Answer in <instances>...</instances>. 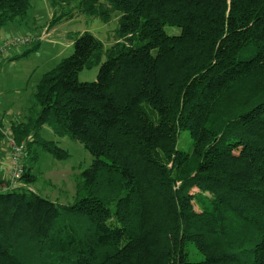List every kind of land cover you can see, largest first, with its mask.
Segmentation results:
<instances>
[{
    "label": "trees",
    "instance_id": "obj_1",
    "mask_svg": "<svg viewBox=\"0 0 264 264\" xmlns=\"http://www.w3.org/2000/svg\"><path fill=\"white\" fill-rule=\"evenodd\" d=\"M48 1L50 26L119 17L106 48L75 35L10 124L23 156L67 158L46 125L92 159L71 203L0 190V264H264V0ZM29 8L0 0V28Z\"/></svg>",
    "mask_w": 264,
    "mask_h": 264
},
{
    "label": "rangeland",
    "instance_id": "obj_2",
    "mask_svg": "<svg viewBox=\"0 0 264 264\" xmlns=\"http://www.w3.org/2000/svg\"><path fill=\"white\" fill-rule=\"evenodd\" d=\"M63 9L67 10L68 8L63 7ZM61 10L62 8L52 7L48 0H30L27 15L19 25L24 31H28L27 34L34 39L31 44L36 41L40 44L26 57L12 61L14 63H10L6 56L13 49L19 52L30 45L12 47L0 54V107L6 113L5 119L10 120L15 116L16 122H20L23 115L25 118L29 115L34 117V109H31V106L35 84L44 71L54 66L61 58L72 53V39L75 35L86 30L97 37L103 43L104 48L111 44L119 17L117 13L110 14L109 20L102 22L97 18L82 16L73 8L74 15L77 16L68 20H60L53 26L48 25L52 15H57ZM10 24H17V22L0 28V43L11 37L12 32V36L18 35L14 34ZM166 30L171 32L175 31V28L168 26ZM97 71L98 67L82 69L78 73V81H95ZM0 125L4 126L5 124L0 121ZM40 134L41 138L45 140L55 141L68 153V156L62 160L55 159L34 143L31 149L29 148L28 155L23 156L22 163L23 166L29 167L35 180L31 184L19 181L17 186L27 187L37 194L61 204L71 203L75 196L78 175L82 169L90 165L92 157L79 142L66 136L54 135L46 125L40 129ZM0 139V152L4 156L8 144L3 135ZM29 155L35 158L31 159ZM7 185L6 181L4 189Z\"/></svg>",
    "mask_w": 264,
    "mask_h": 264
},
{
    "label": "built area",
    "instance_id": "obj_3",
    "mask_svg": "<svg viewBox=\"0 0 264 264\" xmlns=\"http://www.w3.org/2000/svg\"><path fill=\"white\" fill-rule=\"evenodd\" d=\"M34 39L30 35L11 36L0 43V54L12 47L24 46L33 42ZM0 134L6 138L7 161H8V185L6 188L17 186L20 177L24 172L22 158L25 146L22 142L18 143L11 131L10 125H0Z\"/></svg>",
    "mask_w": 264,
    "mask_h": 264
},
{
    "label": "crops",
    "instance_id": "obj_4",
    "mask_svg": "<svg viewBox=\"0 0 264 264\" xmlns=\"http://www.w3.org/2000/svg\"><path fill=\"white\" fill-rule=\"evenodd\" d=\"M35 16H37V15H35ZM25 19V18H24ZM23 19V20H24ZM23 20H21L20 22H22ZM20 22H18L17 24H10V27H13V30H14V34H18L17 36H19V35H27V33H28V31H24L23 29H22V27H21V25H19V24H21ZM9 29V28H8ZM30 33V32H29ZM12 35H13V32L11 33ZM12 35H10V36H12ZM39 38V37H38ZM29 45V44H28ZM31 45V44H30ZM29 47V46H28ZM25 48H27V47H25ZM24 51V49L23 50H21V51H19V52H16L15 51V49H13L12 50V52H10L7 56H6V58H8L9 59V62L10 63H14V62H12V61H17V60H20V59H22V57H18L22 52ZM30 54V53H29ZM24 57H26V56H24ZM2 112V113H1ZM6 113H4V109L2 108V107H0V121H2L5 125H10L11 123H14V122H16V120H15V116L14 117H12L10 120H7V119H5V117H4V115H5ZM23 118H24V120H25V116L23 115L22 116ZM23 118H21V122H23ZM0 137H2V135L0 134ZM1 140V139H0ZM0 155H1V157H0V190H3L4 189V186H5V182L6 181H8V161H7V151H6V154L3 156V153H1L0 152Z\"/></svg>",
    "mask_w": 264,
    "mask_h": 264
}]
</instances>
